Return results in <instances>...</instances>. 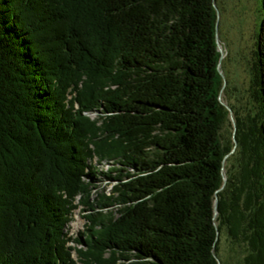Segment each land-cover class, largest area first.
Instances as JSON below:
<instances>
[{"label": "trees", "instance_id": "16d2710c", "mask_svg": "<svg viewBox=\"0 0 264 264\" xmlns=\"http://www.w3.org/2000/svg\"><path fill=\"white\" fill-rule=\"evenodd\" d=\"M215 2L0 0V264H77L78 203L84 264H225L224 227L264 264V0L242 110Z\"/></svg>", "mask_w": 264, "mask_h": 264}, {"label": "rangeland", "instance_id": "374dc122", "mask_svg": "<svg viewBox=\"0 0 264 264\" xmlns=\"http://www.w3.org/2000/svg\"><path fill=\"white\" fill-rule=\"evenodd\" d=\"M217 4L219 8L218 34L223 46L221 70L223 78L226 79L224 100L234 103L242 110L250 105L248 86L253 49L260 26V0H217ZM90 115L95 117L98 112H90ZM231 115L234 117L233 111L222 128L225 137H228L233 130ZM97 164L103 169L107 168L108 164L112 166L111 162L104 160ZM102 178L103 180L99 182L100 187L94 191V196L97 190L106 189L108 192L112 187L110 178L104 176ZM74 218L72 221L74 226L69 222V232L73 235L83 228L85 222L77 210ZM219 253L225 264H242L247 253V244L244 240H235L229 234L227 227H224L221 232ZM74 255L76 256V253Z\"/></svg>", "mask_w": 264, "mask_h": 264}, {"label": "water", "instance_id": "95a60500", "mask_svg": "<svg viewBox=\"0 0 264 264\" xmlns=\"http://www.w3.org/2000/svg\"><path fill=\"white\" fill-rule=\"evenodd\" d=\"M215 7H216V9H217V21H218V19H219V8H218V5L216 4V2H215ZM216 42H217V47H218V49H219L220 52H221V58H220V61H219V63H218V66H219V69H220L221 74L223 75V72H222V70H221V59H222V57H223V48H222V43H221V41H220V37H219V34H218V25H216ZM225 84H226V79L224 78L223 88L225 87ZM222 102H223V103L229 108L230 113L232 114V109H231L230 104H228V103L225 102L224 100H222ZM231 119H232V121H233V123H234V125H235V119H234V117H233L232 115H231ZM224 180H226V175H225V174H224ZM217 205H218V198L215 199L216 212L218 211V210H217ZM218 258H219V257H218ZM219 262H221L220 258H219Z\"/></svg>", "mask_w": 264, "mask_h": 264}, {"label": "bare ground", "instance_id": "6f19581e", "mask_svg": "<svg viewBox=\"0 0 264 264\" xmlns=\"http://www.w3.org/2000/svg\"><path fill=\"white\" fill-rule=\"evenodd\" d=\"M222 48H223V46H222ZM72 221H73V220H72ZM72 221H71V225L74 226L75 224H72Z\"/></svg>", "mask_w": 264, "mask_h": 264}]
</instances>
